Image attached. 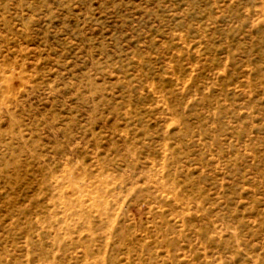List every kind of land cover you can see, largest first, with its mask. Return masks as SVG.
<instances>
[{"label":"rangeland","instance_id":"rangeland-1","mask_svg":"<svg viewBox=\"0 0 264 264\" xmlns=\"http://www.w3.org/2000/svg\"><path fill=\"white\" fill-rule=\"evenodd\" d=\"M0 264H264V0H0Z\"/></svg>","mask_w":264,"mask_h":264}]
</instances>
